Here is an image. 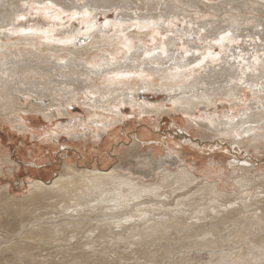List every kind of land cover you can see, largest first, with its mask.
Here are the masks:
<instances>
[{
  "label": "bare ground",
  "instance_id": "obj_1",
  "mask_svg": "<svg viewBox=\"0 0 264 264\" xmlns=\"http://www.w3.org/2000/svg\"><path fill=\"white\" fill-rule=\"evenodd\" d=\"M142 1L144 7L149 2L150 16L119 12L102 26L96 12L104 15L119 9L106 0H77L78 4L71 5L64 0H27L24 10L11 13V20L0 15V119L10 124L13 116L36 112L69 116L67 107L83 96L88 122L74 125L71 132L78 136L76 130L82 127L98 140L113 117L121 116L125 104L142 108L145 114H166L163 105L138 103L143 98L138 91L158 89L167 94L170 112L183 114L187 127L195 128L200 139L183 133L177 138L199 149L211 139L215 149L225 148L229 153L234 147L244 157L234 156L227 162V182L222 178L226 173L219 174L213 160L211 166L190 168L178 165L177 150L170 151L166 160L155 161L138 156L134 146L128 149L137 152V159L143 157L138 165L148 171L124 168V163L106 170L88 163L83 167L63 164L62 171L49 181L41 177L42 172H31L34 178L28 182L27 198L0 199V232L7 234H0V239L10 243L0 245V263L105 264L111 260L110 252L122 245L130 252L116 253L112 262L147 261L159 257L151 248L171 255L173 240L187 252L214 250L226 242L222 234L228 225L233 229L232 238L236 243L244 240V245L231 261L230 257L223 260L248 264L255 256L256 264L264 254V175L259 157L250 158L248 153L264 149V0H223L218 5L185 0L201 18L209 15L199 25L168 13L167 2L184 0ZM221 4L241 11L227 18L226 28L210 19ZM245 11L255 14L256 26L261 27L247 32L248 41L241 36L244 28L240 29L241 21L242 25L248 21L243 20ZM31 12L47 21L28 25ZM141 37L148 38L151 46H144ZM35 76L40 83H35ZM40 85L52 90L44 91ZM244 92L250 94V100L242 98ZM32 94L38 95L21 102V97ZM223 101L230 114L227 110L221 115L209 113ZM236 106L243 107L234 111ZM252 130H259L261 137H248ZM212 131L217 133L205 134ZM219 137L223 139L214 142ZM11 165L0 142V176L13 177ZM158 170L154 183H143L142 178L152 176L146 173ZM7 192V185L1 187L0 198ZM45 219L52 224L42 223ZM19 220L30 222L20 225ZM47 247L56 250L42 257L40 253ZM187 260L184 263L191 264Z\"/></svg>",
  "mask_w": 264,
  "mask_h": 264
},
{
  "label": "rangeland",
  "instance_id": "obj_2",
  "mask_svg": "<svg viewBox=\"0 0 264 264\" xmlns=\"http://www.w3.org/2000/svg\"><path fill=\"white\" fill-rule=\"evenodd\" d=\"M60 1V0H59ZM67 2V5H71L75 3L77 0H64ZM223 0H209L203 1L204 4H212L218 5ZM66 2H63L66 4ZM109 2L110 5L115 6L119 9H111L106 14L101 15V13L96 12L97 19H99V25H103L105 23V19L108 21L114 20L115 16L119 12H125L128 15L134 16L135 14H139L143 12L147 14V10H151V6H149V2H146V6L144 7L142 0H106ZM78 4V2H76ZM27 0H0V15L2 17L8 16V20L12 19L11 13L14 11L24 10L27 7ZM166 6H170L168 8V13L175 12L179 14V16H183V19L192 20L193 23L197 24H204L209 19V15L206 18L199 16L196 14V10L194 9L193 5L189 1H171L167 2ZM220 11L214 14L212 19L214 22L220 21V27H228L227 18L240 14L238 12L239 9L233 10L230 4H221ZM236 11V13H235ZM147 14V16H150ZM245 17L243 20H248L242 25V21L240 23V29L243 28V33L241 36H245L243 38L244 41H248L249 37H247L252 31L260 30L261 27H257L255 19L253 16L255 14L245 11ZM106 17V18H105ZM28 20L31 21L28 25H31L35 22H46L42 17L35 15V13L31 12L28 16ZM211 21V20H209ZM10 22V21H9ZM230 26V24H229ZM256 27V28H255ZM68 29V28H67ZM105 29V28H104ZM248 30V31H247ZM82 31V30H81ZM249 32V34L247 33ZM253 33V32H252ZM143 38L144 46L150 47L149 40L146 37ZM241 39V38H240ZM99 53L96 52L95 55ZM94 56V54L92 55ZM164 62H167L166 59H163ZM35 73H41L34 71ZM53 74H56L53 72ZM47 76V75H46ZM82 81V78H76ZM35 83H40L41 81L38 80V77L33 78ZM53 79V78H52ZM58 79V76L54 78V80ZM31 81V80H29ZM98 84V83H97ZM41 86V85H40ZM44 88H48V92H50L51 87L41 86ZM43 92L45 95H49L51 93ZM79 92V91H78ZM140 96L143 97L138 100V103L144 102L145 104L151 103L152 105H163L164 109L168 112L166 114H156L153 113H142V108H133L132 104H125L121 106V116L113 117L112 121H110L109 127L106 129L105 132H101V139L90 138V135L84 133L85 130H82V127H78L76 132H80V136H75L72 134L71 130L74 125H82L83 122H88V113L86 112L87 109L83 103V96H80L79 103L72 104L71 106L67 107L69 116L68 115H55L49 116V113H45L42 115L41 113H20L18 116H13L11 119L13 121L9 123L0 119V142L2 143L4 149L7 151L9 155V160L11 162V167L13 168V177L9 174H5V176H0L1 180H4L5 183L0 182V189L1 187L7 185L8 192L4 195V198H0L1 200L8 199V198H15L19 200H23L29 196L28 182L31 178H34L31 175V172L38 173L42 172L41 177L44 178L45 181H49L56 173H59L63 169V164L68 165H80L83 167L84 163H88L89 166H95L98 169L106 170L109 169L110 166H118L121 165L120 163H124V168L128 169H142L141 165H138L143 157L136 158V151H132L128 149L131 146L136 147L139 152L138 156H146L152 157L155 161L159 159H167L169 156L168 153L175 152L176 150L179 151L177 155L178 158V165L183 166V164H187L190 168L199 169L200 167H207L211 166L212 160L215 162L214 166L216 170L220 173L224 172V176H222L223 180L227 182L226 175L229 174V162L234 156L237 158L244 157L241 151L234 149V147H230V151L225 148H217L215 149L212 144L209 142L212 141L208 139L207 142H202L204 144L203 149L195 148L194 146L185 144V141L179 139L177 137L180 133L185 134V136L190 137L193 140H199V136H197V130L193 127L188 128V123L186 117L178 112H174L171 110L170 112V104L167 101L168 96L161 90H151V91H138ZM242 94V98H246V100H250V94L248 92H244ZM34 95V96H33ZM38 94H32V96H28L27 98L24 96L21 97V102L24 103L26 101H30L32 98L35 99ZM241 98V99H242ZM44 100H49V98H45ZM44 100H41L43 102ZM147 102H145V101ZM224 102V101H223ZM44 103L49 104L50 101H44ZM216 111H209L210 114H215L214 112L219 113L220 115L224 110H227L230 114L232 111L228 108V103L224 102L217 103ZM243 106H236L234 111L237 109L242 108ZM154 114V115H153ZM162 115V116H161ZM15 117V118H14ZM117 120V121H116ZM113 123V124H112ZM16 127V128H15ZM22 129H21V128ZM65 128H67L65 130ZM85 128V127H83ZM7 129V130H6ZM21 129V130H20ZM176 129V130H174ZM200 129H204V127H200ZM69 134L67 136L66 134ZM217 132H208L205 133L206 135H210ZM55 134L56 136H54ZM106 134V135H105ZM177 134V135H176ZM73 137H72V136ZM83 135V136H81ZM103 135V136H102ZM262 133L259 130H252L247 136L251 138H260ZM57 137V139H56ZM59 137V138H58ZM41 138V139H40ZM48 140H47V139ZM84 138V139H83ZM223 138H215L214 142L220 141ZM50 140V141H49ZM87 141V142H86ZM200 142V141H198ZM178 144V145H177ZM177 145V146H176ZM236 146V145H235ZM229 147V146H228ZM194 148V149H193ZM175 149V150H174ZM217 150V151H216ZM232 150V151H231ZM256 150H260V152L252 153ZM254 151L248 152L251 154L250 158H257L259 163V169L262 170L264 175V149H256ZM68 151V152H67ZM172 151V152H170ZM263 151V152H262ZM232 152V153H230ZM237 153V154H236ZM175 155V154H174ZM165 156H167L165 158ZM180 157V158H179ZM13 159V160H12ZM181 159V162L180 160ZM249 163H252L249 159H247ZM232 161V160H231ZM18 162V163H17ZM220 162V163H219ZM261 162V163H260ZM19 164V165H18ZM137 164V165H136ZM122 166V165H121ZM167 167V165H165ZM17 168V169H16ZM144 170L148 171V167H143ZM142 169V170H143ZM172 171H175L174 167H169ZM143 170V171H144ZM161 170L148 172L146 174H151L148 178H142L143 183H154L157 179V176ZM157 174V175H156ZM196 175L201 176L200 173H196ZM230 175V174H229ZM228 175V176H229ZM10 185V187H9ZM227 186V185H226ZM226 188V187H225ZM223 191V188L220 189ZM1 214V211H0ZM45 219L42 223L49 224L51 221L50 219ZM47 221V222H46ZM30 221L26 220H19L18 224L23 225V223H29ZM59 222H62L59 221ZM52 224V223H50ZM200 226V225H197ZM25 227V226H24ZM23 227V228H24ZM232 226L228 225L223 232V239L226 242L223 245L218 246L214 250H203V251H189L185 250L181 247H178L176 240L170 242L172 248L171 255H173V259L171 255L167 256L162 254L161 252H156L153 248L150 249L153 254H155L156 259H148L150 261H146V258H141L139 260L136 259H128L124 261H113L112 259L117 253L130 252V248H124L123 245L118 248V250H113L110 252L109 257L111 258L110 261L104 262L105 264H185V259L189 260L191 264H228L229 261H225L222 258L224 257H231L236 253L237 250H241L243 247V241L241 243H236L237 240L232 238ZM203 232L206 231L204 228ZM3 234L5 236V232ZM7 235V234H6ZM0 245L7 246L10 245L7 239H0ZM133 246L132 244L130 245ZM175 247V248H174ZM177 249V250H176ZM56 250L55 248L47 247L46 251L40 253L43 257L46 254L51 253L52 251ZM121 252H120V251ZM175 252H174V251ZM185 250V251H184ZM155 251V253H154ZM176 253V256L175 254ZM161 255V256H160ZM1 256V255H0ZM7 257L8 255H4ZM175 256V257H174ZM261 255H259L260 258ZM162 257V258H160ZM169 259H166V258ZM3 258V255H2ZM159 258L161 260H159ZM1 259V257H0ZM163 259V261H162ZM165 259V260H164ZM261 259V260H260ZM256 264H263L264 261V254L261 256ZM145 260V262H144ZM173 260V261H172ZM180 260V261H179ZM187 260V261H188ZM257 259L254 257L250 258L248 264H253ZM162 261V262H160ZM261 261V262H260ZM263 261V262H262ZM76 264V262L69 261L67 264ZM103 264V262H100ZM99 262H91L88 264H100ZM2 264V263H0ZM4 264H9L4 263ZM10 264H16L15 261H11ZM87 264V263H84Z\"/></svg>",
  "mask_w": 264,
  "mask_h": 264
}]
</instances>
